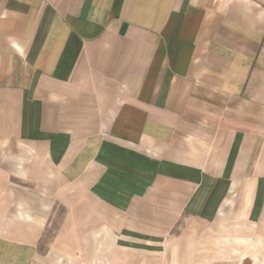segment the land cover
Returning <instances> with one entry per match:
<instances>
[{
    "label": "crops",
    "instance_id": "0c3cea01",
    "mask_svg": "<svg viewBox=\"0 0 264 264\" xmlns=\"http://www.w3.org/2000/svg\"><path fill=\"white\" fill-rule=\"evenodd\" d=\"M27 262L264 264V0H0V264Z\"/></svg>",
    "mask_w": 264,
    "mask_h": 264
},
{
    "label": "rangeland",
    "instance_id": "374dc122",
    "mask_svg": "<svg viewBox=\"0 0 264 264\" xmlns=\"http://www.w3.org/2000/svg\"><path fill=\"white\" fill-rule=\"evenodd\" d=\"M49 238H50V235L43 237V241L41 242L42 243L41 252L37 253L38 255H41L43 258L49 256V252L47 251V248L49 247V244H50ZM31 255L32 254H27L26 256L27 258L30 257V260H33L31 259L32 258ZM27 264H29V262H27Z\"/></svg>",
    "mask_w": 264,
    "mask_h": 264
}]
</instances>
